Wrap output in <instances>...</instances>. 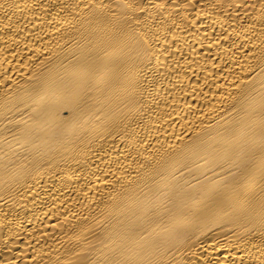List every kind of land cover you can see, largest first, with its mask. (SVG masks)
Masks as SVG:
<instances>
[{"label":"bare ground","instance_id":"obj_1","mask_svg":"<svg viewBox=\"0 0 264 264\" xmlns=\"http://www.w3.org/2000/svg\"><path fill=\"white\" fill-rule=\"evenodd\" d=\"M0 264H264V0H0Z\"/></svg>","mask_w":264,"mask_h":264}]
</instances>
